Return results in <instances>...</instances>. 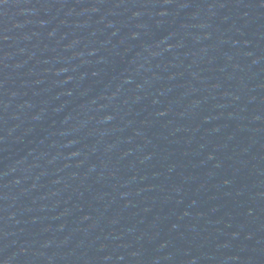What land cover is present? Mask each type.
<instances>
[{
    "label": "water",
    "instance_id": "95a60500",
    "mask_svg": "<svg viewBox=\"0 0 264 264\" xmlns=\"http://www.w3.org/2000/svg\"><path fill=\"white\" fill-rule=\"evenodd\" d=\"M0 264H264V0H0Z\"/></svg>",
    "mask_w": 264,
    "mask_h": 264
}]
</instances>
